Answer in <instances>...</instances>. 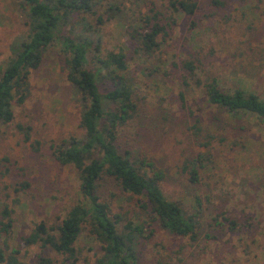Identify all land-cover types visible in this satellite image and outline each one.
<instances>
[{
  "label": "rangeland",
  "instance_id": "obj_1",
  "mask_svg": "<svg viewBox=\"0 0 264 264\" xmlns=\"http://www.w3.org/2000/svg\"><path fill=\"white\" fill-rule=\"evenodd\" d=\"M198 2L194 16L175 15L169 37L152 53L130 39V26H139L151 3L166 12L163 0H94L92 12L74 22L84 20L97 29L102 56L118 50L126 56L137 110L120 129L119 149L161 169L163 194L185 215H194L196 200L200 203L195 242L153 223V238L137 249L138 263L264 264V123L248 114L220 112L208 105L201 87L180 84L182 61L197 59L200 83L216 78L225 92L242 88L264 101V0ZM27 20L21 0H0V73L12 57V44L27 37ZM66 74V56L53 44L29 76L27 100L13 106L11 123L0 125V213L5 206L12 211L8 252L17 250L20 264H37L39 256L56 258L50 249L26 247L20 240L40 222H60L80 200L77 171L55 156L60 145L85 135L79 94ZM181 93L188 109L181 106ZM194 117L226 141L202 148L203 141L192 134ZM18 126L30 129L28 141ZM200 154V182L191 184L181 169ZM98 194L120 218L119 228L127 221L147 227L151 219L140 208L142 199L123 192L112 178L102 177ZM226 218L235 222L233 229ZM76 246L80 264H97L100 245L87 228Z\"/></svg>",
  "mask_w": 264,
  "mask_h": 264
},
{
  "label": "trees",
  "instance_id": "obj_2",
  "mask_svg": "<svg viewBox=\"0 0 264 264\" xmlns=\"http://www.w3.org/2000/svg\"><path fill=\"white\" fill-rule=\"evenodd\" d=\"M21 1L27 8L29 33L24 40L12 44V57L0 73V125L13 121V106L24 104L30 94L31 72L41 65L44 51L58 44L66 56L67 81L79 94L82 107L80 125L85 132L82 140L71 139L55 151L57 161L77 171L80 200L60 222L52 225L40 222L21 238V243L26 247L39 245L48 248L56 256L55 259L39 256L37 264H80L76 243L82 230L87 228L100 245L101 257L97 264H139L137 249L142 240L149 243L153 238V223L173 236L195 242L198 237L199 201L196 200L194 215H185L181 206L167 199L161 190L164 172L152 161L134 158L130 152L118 147L120 129L133 119L137 106L126 76L127 63L123 51L107 52L102 56L97 29L84 20L74 22L77 16L92 12L94 0ZM163 1L166 12L151 3L140 18L139 26H130V39L147 53L156 52L169 37L176 24V14L192 17L199 10L198 0ZM212 3L219 5L218 1ZM190 27L193 28L194 24L191 23ZM139 28L143 32H139ZM197 61L191 58L182 61L180 84L183 88H191L192 85L201 87L209 106L229 116L248 114L264 123V101L257 94L242 88L225 92L216 78L200 83ZM185 97V93H181L179 101L184 109H188ZM214 119L218 121V118ZM18 128L28 141L30 129ZM191 129L193 136L203 141L200 143L202 148L210 147L214 140L220 143L226 141L225 137L205 129L199 117L193 118ZM202 163L200 154L196 160L182 166L189 183L200 182ZM104 176L112 178L123 192L142 199L140 208L151 219L147 227L127 221L119 228L120 218L111 215L109 206L98 194V182ZM11 213L7 206L0 213V264H20L17 250L8 252ZM225 221L231 229L236 225L227 218Z\"/></svg>",
  "mask_w": 264,
  "mask_h": 264
}]
</instances>
